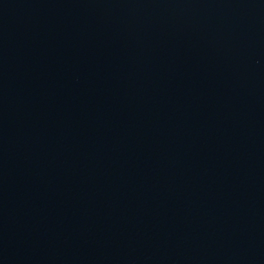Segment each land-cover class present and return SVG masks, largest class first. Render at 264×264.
Instances as JSON below:
<instances>
[{"label":"water","instance_id":"obj_1","mask_svg":"<svg viewBox=\"0 0 264 264\" xmlns=\"http://www.w3.org/2000/svg\"><path fill=\"white\" fill-rule=\"evenodd\" d=\"M0 264H264V0H0Z\"/></svg>","mask_w":264,"mask_h":264}]
</instances>
